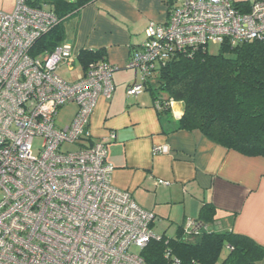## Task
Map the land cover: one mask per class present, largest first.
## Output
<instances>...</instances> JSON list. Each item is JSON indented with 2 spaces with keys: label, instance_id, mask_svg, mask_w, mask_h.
I'll return each mask as SVG.
<instances>
[{
  "label": "built area",
  "instance_id": "obj_1",
  "mask_svg": "<svg viewBox=\"0 0 264 264\" xmlns=\"http://www.w3.org/2000/svg\"><path fill=\"white\" fill-rule=\"evenodd\" d=\"M236 1L173 0L165 20L150 22L131 52L125 66L138 69L141 81L126 93H140L155 67L178 53L209 42L264 39V0H251L247 11ZM56 21L28 0L0 11V264H148L142 250L161 237L151 227L156 216L112 185L107 141L92 139L89 131L98 98L115 90V67L99 59L79 79L63 78L60 65L72 69L76 60L70 44L32 52ZM160 98L156 107L165 111L172 99ZM70 103L76 105L73 118L57 126L59 109ZM65 144L77 147L64 150ZM198 228L194 219L183 222V233Z\"/></svg>",
  "mask_w": 264,
  "mask_h": 264
},
{
  "label": "crops",
  "instance_id": "obj_2",
  "mask_svg": "<svg viewBox=\"0 0 264 264\" xmlns=\"http://www.w3.org/2000/svg\"><path fill=\"white\" fill-rule=\"evenodd\" d=\"M37 2L51 10L48 0ZM14 4L15 0H0V11L11 12ZM168 4V0H94L85 5L65 23L63 43L72 46L76 60L72 69L60 65L58 73L68 81L82 77L85 67L77 58L82 49L101 50L100 60L115 67V90L108 98H98L90 135L107 141V160L114 167L112 185L153 212L155 222L165 219L176 225L175 235L185 219H198L207 202L214 206L216 217L208 229L232 230L264 247V156L244 155L197 130L181 129L183 103L170 100L168 109L160 110L147 85L136 95L126 93L128 86L141 81V73L125 64L145 40L147 25L165 20ZM76 64L79 77H67ZM72 109L71 119L76 106ZM159 146L167 151L155 152ZM258 264H264V254Z\"/></svg>",
  "mask_w": 264,
  "mask_h": 264
},
{
  "label": "trees",
  "instance_id": "obj_3",
  "mask_svg": "<svg viewBox=\"0 0 264 264\" xmlns=\"http://www.w3.org/2000/svg\"><path fill=\"white\" fill-rule=\"evenodd\" d=\"M94 0H48L56 23L33 45V53L52 50L64 40L66 21ZM41 5L37 0H28ZM168 9L173 0H168ZM236 7L249 10L250 1H236ZM78 60L88 63L102 58L101 50L82 49ZM153 73V74H152ZM154 98L172 99L184 105L179 127L197 130L210 141L244 155L264 156V39L238 45L220 43L218 53L211 54L207 46L189 53H178L156 66L147 80ZM199 228L183 233V224L174 236L161 234L142 250L148 264H218L224 246L228 254L219 264H258L264 247L251 237L229 230L208 229L214 223L215 208L203 203L199 210ZM257 245H256V244ZM169 252V256H166Z\"/></svg>",
  "mask_w": 264,
  "mask_h": 264
},
{
  "label": "rangeland",
  "instance_id": "obj_4",
  "mask_svg": "<svg viewBox=\"0 0 264 264\" xmlns=\"http://www.w3.org/2000/svg\"><path fill=\"white\" fill-rule=\"evenodd\" d=\"M243 1H246V0H243ZM249 1H251V0H249ZM65 37H64V39H65ZM63 41H61L58 44H62ZM219 49H220V44L219 43H214V42L207 43V50H208L209 53H211V54L218 53ZM80 70L81 69L76 64L75 69L73 71H71V73H69V75H67V77L69 76L70 78H73V79L78 78L80 73H81ZM75 106L76 105L74 103H72L70 105V107L62 106L59 109V111H58V113H57V115L55 117V122H56L57 126H60V127L61 126H65V125H67L70 122V119H71V116H72V113H73L72 112L73 111L72 108H74ZM76 147L77 146L73 145V144H68V145L65 144V145L62 146V148L64 150H74ZM0 196H1V194H0ZM151 227H152V230L155 233L159 234V233L163 232V234H165L166 236L171 237V236L174 235V231H175L176 225H174V224L169 225V223L165 219H163V220H161L159 222H154ZM132 250L134 252H138L139 251L137 248H132ZM227 254H228V248L226 246H224L222 248V250L220 251L218 264H219V262H221V260L223 258H225L227 256Z\"/></svg>",
  "mask_w": 264,
  "mask_h": 264
},
{
  "label": "bare ground",
  "instance_id": "obj_5",
  "mask_svg": "<svg viewBox=\"0 0 264 264\" xmlns=\"http://www.w3.org/2000/svg\"><path fill=\"white\" fill-rule=\"evenodd\" d=\"M153 74V73H152ZM193 219V218H192ZM232 231V230H231ZM256 244V243H255ZM257 245V244H256Z\"/></svg>",
  "mask_w": 264,
  "mask_h": 264
}]
</instances>
